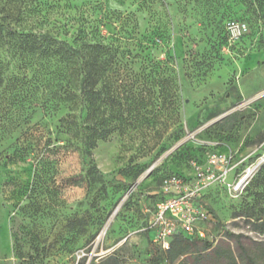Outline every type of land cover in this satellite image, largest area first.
Instances as JSON below:
<instances>
[{"label":"rangeland","instance_id":"374dc122","mask_svg":"<svg viewBox=\"0 0 264 264\" xmlns=\"http://www.w3.org/2000/svg\"><path fill=\"white\" fill-rule=\"evenodd\" d=\"M4 6L11 16L1 23L18 33L0 32V264L99 263L116 249L123 264H147L146 215L154 217L166 180L195 182L194 163L206 165L215 152L240 161L230 182L263 159L264 0ZM230 21L246 24L240 38ZM28 32L73 45L101 40L112 50L108 79L96 85L108 82L119 98L103 105L114 130L92 150L103 181L88 175L70 61L52 50V38L49 48L30 46ZM254 180L242 193L223 182L204 187L214 220L198 225L202 240L174 239L178 256L164 264H230L239 246L227 230L252 249L263 244L248 218L260 214L255 203L264 206V174Z\"/></svg>","mask_w":264,"mask_h":264},{"label":"trees","instance_id":"16d2710c","mask_svg":"<svg viewBox=\"0 0 264 264\" xmlns=\"http://www.w3.org/2000/svg\"><path fill=\"white\" fill-rule=\"evenodd\" d=\"M16 1L18 4L19 0ZM10 14V10H8L6 6L3 7L2 11L0 10V32L3 31V28H6L8 33L15 35L18 33L17 26H13L12 23L8 21L6 22V27L4 23H1L2 20H8L11 16ZM26 37H28L27 43L30 46H34V43H36V45L39 43L40 46L49 48L51 46L50 43H52L48 41L52 38L49 35L28 32L26 33ZM52 39L55 43L52 50L57 52L62 59L67 58L68 61H70L72 74L76 80L80 82L79 94L77 96L80 97L79 104L81 111L78 116V123L81 132V148L89 157L88 175L94 178V176H96L95 173H97V177H95L94 180L100 179L103 181V174L98 169L92 150L96 148L98 139H106L114 130V127L107 122L108 120L105 117V111L102 109L103 105L110 102L113 104H116V102L119 103V98L111 93V88L109 87L108 82H106L107 86L104 84L98 89L96 88V85L104 77L108 79L107 73L110 68H113L111 65L113 62V60H111L113 58L111 54L112 50L108 49L101 40H96L95 42L90 43L86 41L84 37H81L80 42L78 41V44L73 45L65 39L62 40L54 37ZM2 81L3 77L0 71V87L3 84ZM261 173L264 174V165L261 166L250 180L255 181V178L260 179ZM251 182L249 183L251 184ZM246 188H248V185ZM166 198L167 197L164 194L159 200H164ZM198 202L211 214V220H214L213 212L201 202V198L198 199ZM252 207L254 210L259 211L260 214L254 219L249 216L248 221L250 225H252V229L262 235L264 234V206L262 207V210L256 206V203ZM146 225H149V214L146 215ZM148 229L152 232L151 228ZM226 234L230 238L236 240L239 246L238 256L234 257L230 264H264V243L262 244L255 240L253 243L256 247L252 249L244 242L242 234L235 232L232 233L228 230L226 231ZM174 239L202 240L203 238L198 236H187L180 232L173 236L170 249L165 250L159 244L153 242L151 237V240L148 241L149 258L147 264H164L169 257L174 261L178 256L177 253H173ZM123 262L124 260L119 254V249H116L113 254L102 259L99 263L92 258L89 264H123Z\"/></svg>","mask_w":264,"mask_h":264},{"label":"built area","instance_id":"2783aa9c","mask_svg":"<svg viewBox=\"0 0 264 264\" xmlns=\"http://www.w3.org/2000/svg\"><path fill=\"white\" fill-rule=\"evenodd\" d=\"M228 27L233 33L234 39L240 38L246 29V24L238 21H230ZM240 161H236L233 154L215 152L208 157L206 165L195 167V182H185L179 176L173 175L164 182L166 199L159 200L156 211L150 219L147 228L153 231L152 240L163 249L171 247V240L177 233L189 236L203 237L204 232L198 226L206 220H211V214L198 202L204 187H209L217 182L226 183L234 193H242L250 179L256 173L249 174L246 170L236 180L229 181L232 170L239 168ZM253 166V164L251 165ZM248 173L245 179L243 177Z\"/></svg>","mask_w":264,"mask_h":264},{"label":"bare ground","instance_id":"6f19581e","mask_svg":"<svg viewBox=\"0 0 264 264\" xmlns=\"http://www.w3.org/2000/svg\"><path fill=\"white\" fill-rule=\"evenodd\" d=\"M263 162V159H260V161H258L257 163H255L253 166H250V168L247 170V172L249 174L251 173H255L257 170H259L258 168L261 166L260 164Z\"/></svg>","mask_w":264,"mask_h":264},{"label":"water","instance_id":"95a60500","mask_svg":"<svg viewBox=\"0 0 264 264\" xmlns=\"http://www.w3.org/2000/svg\"><path fill=\"white\" fill-rule=\"evenodd\" d=\"M262 158H263V161H264V156H263ZM150 171H151V170H150ZM150 171H149V172H150ZM246 176H248V173H246V175L243 177V179H245Z\"/></svg>","mask_w":264,"mask_h":264}]
</instances>
